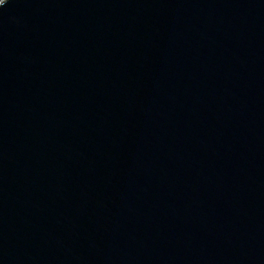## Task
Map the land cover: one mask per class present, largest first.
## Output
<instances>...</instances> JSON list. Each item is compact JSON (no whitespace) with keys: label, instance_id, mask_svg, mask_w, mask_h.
Returning <instances> with one entry per match:
<instances>
[{"label":"water","instance_id":"water-1","mask_svg":"<svg viewBox=\"0 0 264 264\" xmlns=\"http://www.w3.org/2000/svg\"><path fill=\"white\" fill-rule=\"evenodd\" d=\"M0 264H264V0L0 4Z\"/></svg>","mask_w":264,"mask_h":264},{"label":"snow or ice","instance_id":"snow-or-ice-1","mask_svg":"<svg viewBox=\"0 0 264 264\" xmlns=\"http://www.w3.org/2000/svg\"><path fill=\"white\" fill-rule=\"evenodd\" d=\"M5 2V0H0V4H2V3H4Z\"/></svg>","mask_w":264,"mask_h":264}]
</instances>
